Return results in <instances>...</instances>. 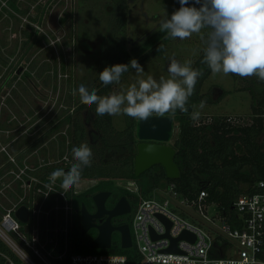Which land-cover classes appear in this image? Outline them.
<instances>
[{
  "label": "rangeland",
  "instance_id": "rangeland-1",
  "mask_svg": "<svg viewBox=\"0 0 264 264\" xmlns=\"http://www.w3.org/2000/svg\"><path fill=\"white\" fill-rule=\"evenodd\" d=\"M119 2L16 0L20 9L18 13L0 0V213L15 202L14 198L9 197V192L16 186L14 177L7 169L10 158L34 168L29 172L56 166L63 161L72 162V148L80 144L72 139L68 125H60L54 131L53 128L61 114L73 111L79 104L77 94L81 84L89 88L100 82L99 73L103 71V66L99 54L109 44L111 37H124L126 50L138 61L142 52L149 47L154 48L159 38L166 37L167 33L160 29V19L165 14L170 17L180 7L179 0H125L126 26L119 31L116 22ZM189 4H192V0H189ZM208 31L203 29L185 40L167 38L165 51L151 55L141 64L144 72H125L120 83L112 85L110 94L125 93L132 84L148 76L157 81L161 77L170 78L167 68L169 58L173 56L181 63L191 60L193 67L206 47L200 37H206ZM138 46L140 48L135 49ZM196 70H201V66L198 65ZM249 89L261 94L264 82L256 76L242 78L211 72L202 84L201 93L208 92L214 99L222 92H225V96L218 103L205 104L203 108L200 103L195 104L193 112L200 113L197 121L212 116H230L248 122L252 103ZM74 92L76 95H73ZM73 116H78L85 128L84 143L100 148L103 141L98 138V131L92 125L93 114L86 110H74ZM111 118L116 130L124 128L125 114L111 115ZM174 124L170 144L177 133L176 121ZM62 140L64 153L60 156ZM134 150L135 144L127 148H108L104 151L103 160L122 159ZM92 160L97 162L99 157L94 154ZM42 163L46 164L42 166ZM40 174L39 180L51 175L43 171ZM116 182L123 188L128 185L124 180ZM95 183L96 180L81 179L75 188L81 192ZM150 183L146 177L139 181L143 189L148 188ZM241 187L246 186L241 184ZM145 197L161 201L170 195L165 186L159 185ZM214 208V205H208L205 213L218 224ZM186 214L189 221L210 230V222L200 212L188 209ZM116 238L120 240L119 235Z\"/></svg>",
  "mask_w": 264,
  "mask_h": 264
},
{
  "label": "trees",
  "instance_id": "trees-1",
  "mask_svg": "<svg viewBox=\"0 0 264 264\" xmlns=\"http://www.w3.org/2000/svg\"><path fill=\"white\" fill-rule=\"evenodd\" d=\"M3 1L13 11L20 12L16 0ZM118 8L119 12L116 22L119 31H122L126 26L127 17L125 0H120ZM26 33L24 32L26 36H30V34ZM165 43V36L159 38L155 42L154 48L149 47L140 54L139 64L141 65L151 55L163 53L165 51ZM160 44L163 45V48L158 52L157 48ZM103 48L99 54L103 70L105 67L115 64H129L133 59L125 48L124 37H111L109 44ZM139 48L140 46L135 49ZM203 59L204 50L200 53L192 67L196 69L200 65L203 75L198 78L194 94L189 98L186 105L188 112L183 113L177 109L174 115L169 113L177 123V133L170 144L175 150L174 162L179 168V177L176 179L167 178L161 165L152 166L139 176H135L134 156L138 142L134 134L135 119L125 115L124 128L116 130L113 127L111 115H97L95 111L96 105L82 104L79 94H77L79 104L76 105L74 110H86L93 114L92 125L98 131V138H101L103 145L100 148L89 145L93 155L96 154L99 160L97 162L92 160L91 166L85 167L81 175V179L97 180L98 183L82 193H74L72 188L65 192L68 203L73 209L79 210L82 204L86 206V200L83 197L89 193L98 189H111L114 180H133L137 183L139 195L132 194L124 188L120 189L123 196L131 200L135 206L140 197L146 198L145 196L150 190L156 189L159 185L166 186L169 183H173L176 191L186 198H193L200 191H205L207 193L205 198L206 203L214 204L221 214L227 217L228 222L234 225L235 215L232 204L235 198L242 193L251 194L256 192L258 182L262 181L264 183V89L261 94H257L254 90L249 89L252 103L250 120L248 122H241L238 118L230 116H212L201 121L193 120L191 119V114L193 113L195 104L200 103L202 100L206 101L205 104L218 103L225 96V92H222L218 98L214 99L208 92L201 93L202 84L211 73L207 64L202 62ZM130 70L134 69L129 68L128 71ZM113 84L105 86L100 81L97 85L90 86L88 89L89 91L96 89L98 95L105 96L110 94ZM73 111L61 114L57 126L68 125L72 139L75 140V143L81 145L84 143L85 128L81 121L78 120V116H73ZM63 144L62 140L59 152L60 156L64 153ZM131 144H135V150L125 158L103 160V154L106 149L112 147L127 148ZM75 162L72 155V162L70 164L63 161L53 167H43L41 171L51 173L57 169H63L67 172ZM11 167L12 165L8 163L7 169L10 170ZM143 177L148 178L151 182L150 186L146 189H143L141 184H139V181ZM57 180L60 183L62 182V178H57ZM241 184H244L246 187L242 188ZM20 194L21 189L17 183L15 189L9 192V197L14 198L13 200L16 201ZM60 202L63 203V200L60 199ZM78 226L79 214H73L67 235L68 253L124 254L127 256V264H134L138 260V256L133 248L123 249L120 247L118 238L114 239L113 245L109 249H92L88 247V242L84 244L80 243L77 239L80 235ZM49 235L52 236V234ZM60 243L62 244L61 238ZM221 243H224V240L219 236L215 244L219 245ZM0 252L6 255L10 254L1 241ZM4 262V257L0 255V264H4Z\"/></svg>",
  "mask_w": 264,
  "mask_h": 264
},
{
  "label": "built area",
  "instance_id": "built-area-1",
  "mask_svg": "<svg viewBox=\"0 0 264 264\" xmlns=\"http://www.w3.org/2000/svg\"><path fill=\"white\" fill-rule=\"evenodd\" d=\"M8 161L12 165L8 172L19 184L21 194L11 207L0 213V241L10 252L9 255L0 252L5 259L4 264H127L124 254L68 253L67 235L75 209L68 203L66 190L57 179L53 182L51 175L39 180L40 172H29L34 168L26 163H17L14 158ZM126 181L128 185L124 189L139 195L137 183ZM75 186L72 190L77 193ZM165 188L172 200L170 197L161 201L140 197L134 208L129 225L131 248L138 256L134 264H252L253 258L255 264H264L262 181L258 182L256 192L239 194L233 201L234 225L214 204L218 224L207 217L205 212L211 204L205 201V191L186 198L176 191L173 183ZM21 205L28 210L25 223L14 215ZM188 209L200 212L210 222L208 228L215 235L200 224L189 221L186 218ZM157 215L171 222L168 237L163 236L166 226ZM183 231L192 234L194 239L178 240L177 252L165 251L171 245V238L178 237ZM152 234L156 237L153 238ZM219 236L224 243L216 245Z\"/></svg>",
  "mask_w": 264,
  "mask_h": 264
},
{
  "label": "clouds",
  "instance_id": "clouds-1",
  "mask_svg": "<svg viewBox=\"0 0 264 264\" xmlns=\"http://www.w3.org/2000/svg\"><path fill=\"white\" fill-rule=\"evenodd\" d=\"M180 7L169 17L160 19V29L166 32V39H189L203 29L209 31L201 35L204 41L203 63L213 74L237 75L242 78L256 76L264 81V0H179ZM195 5H199L196 7ZM163 45H159L160 52ZM169 77L159 81L151 76L132 84L125 93L100 96L96 89L81 84L78 88L80 101L85 105H96V114H125L134 119L147 120L153 114L164 116L179 109L188 112L189 98L194 94L201 70L192 68V61L179 62L174 56L169 58ZM134 69L137 74L144 72L136 59L129 64H115L105 67L99 73V80L105 85L120 83L122 75ZM76 95V92L73 93ZM206 101L200 102L203 108ZM199 112H193L191 119L197 120ZM76 161L65 172L57 169L51 173L52 181L62 178L61 187L71 189L81 179L83 169L90 167L93 152L88 144L82 143L72 148ZM51 192V191H50ZM252 264H255L253 258Z\"/></svg>",
  "mask_w": 264,
  "mask_h": 264
},
{
  "label": "water",
  "instance_id": "water-1",
  "mask_svg": "<svg viewBox=\"0 0 264 264\" xmlns=\"http://www.w3.org/2000/svg\"><path fill=\"white\" fill-rule=\"evenodd\" d=\"M174 127V119L171 115H152L147 120L135 119L134 134L138 141L134 156L135 176H139L152 166L161 165L167 178L176 179L179 177V168L174 162L175 150L170 145ZM107 196L108 192L93 195L92 199L96 208L94 213H89L82 204L80 208L81 233L84 234L91 227L96 228L98 234L89 242L88 247L92 249H109L111 246V233L118 231L120 247L123 249L131 248L132 242L128 224L112 226L110 222L113 217L127 214L129 204L122 197L112 209L107 210L104 204ZM14 215L20 222L25 223L28 218V210L24 205H21L15 210ZM103 215L106 216L104 221L95 224V220L100 219ZM157 217L166 226V233L163 236L168 237L171 222L161 215H157ZM152 237L155 238L156 236L152 234ZM181 239L192 241L194 236L187 231H183L178 237L171 238V245L165 251L177 252L176 242Z\"/></svg>",
  "mask_w": 264,
  "mask_h": 264
},
{
  "label": "flooded vegetation",
  "instance_id": "flooded-vegetation-1",
  "mask_svg": "<svg viewBox=\"0 0 264 264\" xmlns=\"http://www.w3.org/2000/svg\"><path fill=\"white\" fill-rule=\"evenodd\" d=\"M57 128H58V126L55 125V128H53V131L56 130ZM44 164H46V163H42L41 165L44 166ZM39 171L41 172V170H39ZM116 181L117 180L113 181V187L111 189H108V188L98 189V190H96V191H94L92 193H89L88 195L84 196L83 198L86 200V206L85 207H86V209H87V211L89 213H94L96 208H95V205H94L92 197H93V195H95L97 193H100V192H108V196H107V198L105 200V203H104L105 204V209H107V210L112 209L114 207V205L116 204V202L120 198L124 197L127 200L128 204H129V212L127 214L119 215V216L111 218L110 222H111L112 226H119L121 224H128V226H129L130 222L128 223L127 221H130L131 218H132V215H133V212H134V204H133V202L131 200H128L125 196H123V194H122V192L120 190L123 187L120 186L119 184H117ZM97 183H98V181L96 180V183L92 184L86 190H88L91 187L95 186ZM86 190H83L81 192L77 191V193H82V192H85ZM77 214H79V226H78V229L80 231V235L78 236L77 239L82 244H84L85 242H88V244H89V242L91 240H93L97 236L98 231H97L96 228L91 227L84 234H82L81 233V221H80V209L79 210L75 209L74 215H77ZM105 218H106V216L103 215L100 219H96L95 220V224H99L101 221H104ZM118 235H119L118 231H113L111 233V241H110L111 246L113 245L114 239H116V237Z\"/></svg>",
  "mask_w": 264,
  "mask_h": 264
}]
</instances>
